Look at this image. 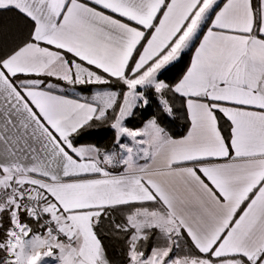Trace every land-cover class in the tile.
Wrapping results in <instances>:
<instances>
[{
	"label": "snow or ice",
	"instance_id": "snow-or-ice-1",
	"mask_svg": "<svg viewBox=\"0 0 264 264\" xmlns=\"http://www.w3.org/2000/svg\"><path fill=\"white\" fill-rule=\"evenodd\" d=\"M0 264H264V0H0Z\"/></svg>",
	"mask_w": 264,
	"mask_h": 264
},
{
	"label": "trees",
	"instance_id": "trees-1",
	"mask_svg": "<svg viewBox=\"0 0 264 264\" xmlns=\"http://www.w3.org/2000/svg\"><path fill=\"white\" fill-rule=\"evenodd\" d=\"M180 124H182V121H179V120H178V121H177V130H179V125H180ZM106 138H107V137H105V139H106Z\"/></svg>",
	"mask_w": 264,
	"mask_h": 264
}]
</instances>
